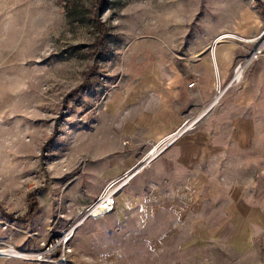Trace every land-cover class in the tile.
I'll return each instance as SVG.
<instances>
[{
	"label": "rangeland",
	"instance_id": "374dc122",
	"mask_svg": "<svg viewBox=\"0 0 264 264\" xmlns=\"http://www.w3.org/2000/svg\"><path fill=\"white\" fill-rule=\"evenodd\" d=\"M251 5L264 15V0H0V248L34 256L43 249L53 251L49 261L0 256V264H57L62 256L69 264L88 225L98 239L117 242V233L103 230L112 227L111 220H98L100 215L89 216L75 230L67 251L60 245L64 231L110 183L120 184L136 171L114 194L115 202L151 163L146 155L157 141L146 140L139 150L123 140L124 154L135 155V162L97 191L90 167L104 143L103 125L112 123L116 132L120 107L114 118L103 112L112 110L110 102L124 99L144 65L156 60V51H183L200 22ZM249 49L236 59L230 79ZM255 61L222 93L216 108L252 72ZM226 84L217 81L214 99ZM34 199L38 209L27 217ZM208 256L204 263L189 264H230L234 252L219 247ZM262 256L264 264V245Z\"/></svg>",
	"mask_w": 264,
	"mask_h": 264
},
{
	"label": "crops",
	"instance_id": "0c3cea01",
	"mask_svg": "<svg viewBox=\"0 0 264 264\" xmlns=\"http://www.w3.org/2000/svg\"><path fill=\"white\" fill-rule=\"evenodd\" d=\"M263 25L264 15L252 5L200 22L183 51L155 49L156 60L144 65L124 99L109 103L106 116L120 110L116 132L112 123L103 125L104 143L90 167L97 191L135 162L124 154L123 140L140 150L187 117L202 122L152 159L118 193L114 210L98 217L111 220L103 230L117 233V242L98 239L88 225L69 264L204 263L219 247L234 252L230 264L263 263L264 55L219 107L212 104L217 81H229L236 59L251 46L244 38Z\"/></svg>",
	"mask_w": 264,
	"mask_h": 264
},
{
	"label": "built area",
	"instance_id": "2783aa9c",
	"mask_svg": "<svg viewBox=\"0 0 264 264\" xmlns=\"http://www.w3.org/2000/svg\"><path fill=\"white\" fill-rule=\"evenodd\" d=\"M254 38H256V42H253L254 43V45L249 49V52H248V54H246V56L244 57V60H241L239 63H238V65L235 67V69H234V74H233V76H232V78L227 82V84L224 86V88H223V90L220 92V90H219V94L215 97V99L213 100V105H215V104H217L218 102H219V99H220V97H221V95H222V93L224 92V91H226L229 87H231V86H233V83L235 82V81H240L241 79H242V77H243V73H244V70H245V68L247 67V65L249 64V63H251L252 61V59L253 58H255V59H257V57L259 56V55H261L263 52H264V26H263V28L261 29V31H260V33L257 35V36H255V37H253V38H244V40H249V39H254ZM239 69H241V75L242 76H240V78L239 79H236V76H237V71L239 70ZM218 82L220 83V81L218 80ZM195 84V82L194 81H192L191 83H190V86H193ZM218 86H219V88H221V84H218ZM217 97H219V98H217ZM217 98V99H216ZM194 120V119H193ZM199 121V118L197 119V118H195V120L192 122V124L190 125V126H188V127H185V126H187L188 124H189V122H191V121H189V120H187V121H185L183 124H182V126H180L176 131H174L173 132V135L174 134H177L182 128H184L185 127V129H183V131L181 132V133H179L176 137H175V139H173L170 143H168L167 144V146H165V147H163L162 149H164V150H162L161 152H159L155 157L153 156V158H150V159H148V160H152V159H154V158H156L157 156H159L161 153H163L167 148H169L173 143H175L185 132H187L189 129H191L194 125H195V123L196 122H198ZM169 137V136H168ZM167 136L164 138V140L163 141H158V142H156V144L157 145H159L160 143L163 145V144H165L166 142H167V138H168ZM166 145V144H165ZM153 146H154V144H153ZM152 146V148H151V150H150V152L153 150V147ZM149 152V153H150ZM148 153V154H149ZM147 154V155H148ZM146 155V156H147ZM136 172V171H135ZM135 172H132L131 174H127L125 177H123L122 179H124V181L126 180V181H128L130 178H131V176L132 175H134L135 174ZM112 183H118V181H115V182H112ZM112 183H110V184H112ZM125 185V184H124ZM123 185V186H124ZM109 186V185H108ZM123 188V187H122ZM103 194V193H102ZM102 194L92 203V205H90L89 206V208L88 209H90L91 207H93L96 203H98V201H100L101 200V198H102ZM114 206H115V202L114 203H111L110 205H109V207H108V210L106 211V212H104L103 214H101V215H104V214H106V213H108V212H110L111 210H113L114 209ZM12 248V247H11ZM15 250H17V249H15ZM17 251H19V250H17ZM52 253H53V251H52V249H43V250H41V251H39V253H37L35 256L34 255H30L29 253H24L26 256H28L27 258H25V259H31L32 258V256H34L36 259H38V260H41V261H49V258L51 257V255H52Z\"/></svg>",
	"mask_w": 264,
	"mask_h": 264
},
{
	"label": "bare ground",
	"instance_id": "6f19581e",
	"mask_svg": "<svg viewBox=\"0 0 264 264\" xmlns=\"http://www.w3.org/2000/svg\"><path fill=\"white\" fill-rule=\"evenodd\" d=\"M250 43L256 42V38L254 39H249L247 40ZM257 59L253 58L251 61H255ZM251 62V63H252ZM241 75V69H239L237 71V76L236 79H239ZM219 98V97H217ZM216 98V99H217ZM198 119V118H197ZM195 120V119H194ZM192 120L191 122H189V124L185 127H188L192 124V122L194 121ZM182 128L177 134L173 135L172 133H169L168 135H166L168 138L166 139L167 142L165 144H155L153 147V150L147 155V159L153 158V156L155 157L159 152H161L163 147L167 146L168 143H170L173 139H175V137L181 133L183 131ZM164 136L160 141H163L164 138L166 137ZM159 141V142H160ZM127 181L125 180L124 182L115 185L114 183L110 184L106 191L102 194V198L100 201H98V203H96L93 207H91L90 209L87 210V212L84 214V216L68 231H64L61 240H60V245H63L65 247V251H67V243L69 242V240L72 238V236L74 235L75 230L81 226L83 223H85L84 221L89 217H98L101 214H103L104 212H106L108 210V207L111 203H114V194L120 190L123 185L126 183ZM0 256H8V257H22V258H27L28 256H26L24 253L15 250L14 248H0ZM57 264H66L65 258L62 256L59 258V260L57 261Z\"/></svg>",
	"mask_w": 264,
	"mask_h": 264
},
{
	"label": "trees",
	"instance_id": "16d2710c",
	"mask_svg": "<svg viewBox=\"0 0 264 264\" xmlns=\"http://www.w3.org/2000/svg\"><path fill=\"white\" fill-rule=\"evenodd\" d=\"M38 209V202L36 199H34L30 205V208L28 210V214L27 217H31L34 215V213L37 211Z\"/></svg>",
	"mask_w": 264,
	"mask_h": 264
}]
</instances>
